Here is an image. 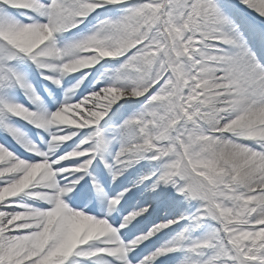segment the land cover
<instances>
[{
  "label": "snow or ice",
  "instance_id": "snow-or-ice-1",
  "mask_svg": "<svg viewBox=\"0 0 264 264\" xmlns=\"http://www.w3.org/2000/svg\"><path fill=\"white\" fill-rule=\"evenodd\" d=\"M0 264H264V0H0Z\"/></svg>",
  "mask_w": 264,
  "mask_h": 264
}]
</instances>
